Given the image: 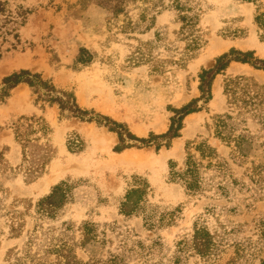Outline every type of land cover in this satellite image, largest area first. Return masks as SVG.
<instances>
[{"label": "rangeland", "instance_id": "obj_1", "mask_svg": "<svg viewBox=\"0 0 264 264\" xmlns=\"http://www.w3.org/2000/svg\"><path fill=\"white\" fill-rule=\"evenodd\" d=\"M160 1H164V5L169 4V0H136L127 8V16L112 18L109 17V11L94 1L83 7L79 0H20L25 6L33 8L34 12L19 28L20 43L12 47L10 43L15 40L10 37V42L3 45L0 81L12 72L29 69L41 73L44 79H50L58 89L72 91L80 107L127 124L137 137L146 138L151 132L164 133L173 115L171 109L199 97V73L202 67L213 66L215 58L231 48L252 50L256 56L264 59V41L260 40L261 32L254 24L256 6L253 3L200 0L203 9L201 29L207 44L195 58L184 66L165 64L161 71H154L151 63L135 64L131 61L135 48L142 42L153 40L156 31L163 32L164 44L178 47L179 50L173 52L175 57H179L177 52L186 45L176 33L180 24L176 21L174 11L163 9ZM260 3L264 6V0ZM129 22L135 24L136 29L123 31ZM81 47L93 54V60L76 70L73 65ZM164 49V46L157 48L155 55L165 58L167 52ZM211 51L214 53L211 54ZM237 75L252 76L264 84L263 70L248 64L232 63L225 72L216 76L209 103L203 105L200 111L185 117L180 137L174 139L170 147H162L159 151L150 146L116 152V133L95 122L63 117L56 105L36 103V95L28 85L15 87L5 101H0V154L5 159V172L0 173V182L6 189L5 193L0 192V197H4L6 211L10 215L12 211L19 215L22 227L16 237L11 232L8 216H0V264H8L7 252L21 248L28 232L32 230L36 201L50 193L59 181L67 178L72 181L81 178L88 180V183L78 187L79 196L70 206L68 217L78 221L91 217L96 222L117 221L121 225L133 227L142 237L151 236L144 231L140 218L127 220L118 213L119 200L132 184L134 175L142 176L149 182L150 202L161 206H183L182 218L177 227L162 232L167 243L173 245L177 234L191 231L199 215L208 220L210 227H214L219 220L233 221L242 225L237 238L241 239L243 246L248 251L259 249L256 256L238 257L237 264H262L264 241L260 239L259 224L264 222V172L260 176L251 175L254 167L264 169V129L261 130V125L251 119L248 121L252 134L257 136L256 142L263 143V146L256 147L255 154L243 163L230 161L237 177L245 182V188H249L237 195L238 204L241 205L239 214L227 215L222 212L221 207L230 204L223 199L191 197L184 193L179 184L169 181V161L182 165L187 141L208 139L223 157L229 159L231 147L214 138L211 126L213 116L227 110L225 79ZM200 104L203 103L200 101ZM33 115L45 117L53 128L49 139L40 141V144L47 143L55 151L42 175L40 157L43 152L35 148L33 157L25 156L11 129L13 120ZM75 135H79L85 144L83 151L77 153L68 149L69 139ZM125 151L129 152V156L127 161L122 162L120 158ZM163 154L168 155L162 164L159 161ZM71 156H83L87 165L80 170L67 172L47 192L41 193L39 188L42 179L52 174L53 162L65 164ZM94 188L107 203L97 206L91 216L88 212L94 204L89 199L96 193ZM207 205L217 206L216 213H205ZM234 251L233 247H228L219 263L225 264L235 255ZM188 264L205 262L195 255Z\"/></svg>", "mask_w": 264, "mask_h": 264}, {"label": "trees", "instance_id": "obj_2", "mask_svg": "<svg viewBox=\"0 0 264 264\" xmlns=\"http://www.w3.org/2000/svg\"><path fill=\"white\" fill-rule=\"evenodd\" d=\"M110 12L109 17L118 18L128 14V7L136 0H79L83 7L91 2ZM253 3L256 6L254 24L259 30L260 40L264 41V6L261 0H236ZM161 5L163 9L174 11L176 21L180 24L176 31L179 40L185 42L182 51L177 46L164 44L162 31L155 32L153 40L142 42L135 48L131 61L135 64L151 63L154 71H161L165 64L186 65L195 58L207 44L201 17L203 15L200 0H169L168 5ZM33 8L25 6L20 0H0V58L3 54L4 43L16 47L20 43L19 28L23 26ZM135 30L136 25L129 22L123 27ZM165 47V58L155 55L157 48ZM177 58V59H175ZM93 54L85 47L79 49L73 68L80 70L89 65ZM248 64L257 70L264 71V59L255 55V51H241L231 48L215 58L211 67H202L199 73V92L197 98L185 103L179 108H172L173 115L170 124L164 133L151 132L148 137H137L127 124L113 118L96 113L94 110L82 108L77 103L72 91L58 89L50 79H44L41 73L29 69H20L2 78L0 81V101H5L11 91L20 84H26L36 95V103L56 105L61 116L76 118L82 122H95L98 126L106 127L118 137V144L114 151L122 152L132 147L154 146L156 151L162 147H170L172 141L181 135L184 119L196 113L212 99L213 83L217 75L225 72L232 63ZM224 95L226 96L227 110L213 116L211 126L214 138L231 147L229 159L223 157L218 149L208 139L201 141H187L186 156L180 166L178 162L169 161V181L179 184L188 196H206L210 199H223L230 203L223 206L222 212L227 215H237L241 211L238 204V193L247 185L241 181L230 161L243 163L245 159L256 152V147L263 146L256 142L248 127L251 119L264 129V84L256 81L252 76H229L224 82ZM200 101L203 103L200 104ZM11 129L17 143L22 146L25 156H34L35 148L43 154L40 157L41 175L46 165L51 161L55 151L41 139H49L53 132L50 122L43 116H20L13 120ZM84 142L79 135L69 139L68 149L73 153L83 151ZM5 159L0 154V173L4 174ZM258 169V170H257ZM256 172V173H255ZM264 172L262 167H254L251 175L260 176ZM87 179L72 181L63 179L55 184L50 193L40 197L34 205V226L27 234L21 248L10 249L7 252L8 264H188L193 256H199L205 264H220V260L228 247L235 249L225 264H237L240 256H256L257 248L247 250L237 235L242 225L233 221H216L214 227L208 225V220L199 215L193 222L191 231L177 234L173 245L167 243L162 236L163 231H171L177 227L182 218L183 206H161L150 202L148 196L150 184L142 176L134 175L133 182L119 200L118 213L125 219L140 218L144 231L151 236L142 237L133 227L121 225L117 221L96 222L91 216L95 208L105 205L101 193L96 192L89 201L94 204L88 212L91 218L80 221L68 217L70 206L79 196L78 187L88 183ZM6 189L0 182V192ZM210 193V195H208ZM217 206L207 205L205 213L215 214ZM8 216L11 232L19 236L22 224L19 215L6 211L4 197H0V216ZM261 242L264 241V222L259 224ZM2 229L0 228V236ZM247 250V253H246ZM264 264V259L261 261Z\"/></svg>", "mask_w": 264, "mask_h": 264}, {"label": "bare ground", "instance_id": "obj_3", "mask_svg": "<svg viewBox=\"0 0 264 264\" xmlns=\"http://www.w3.org/2000/svg\"><path fill=\"white\" fill-rule=\"evenodd\" d=\"M212 52V51H211ZM210 53V51H209ZM212 52L211 54H213ZM210 54V55H211ZM123 157L120 158L122 162L127 161V158L129 156V152L125 151L123 152ZM168 154H163L160 158V163L163 164L165 157ZM87 165V162L82 157H75L71 156L67 159L65 164H60L59 162H53L52 164V174L50 176H47L42 179L41 185H40V192H47L52 184L57 183L67 172L69 171H77L81 168H84Z\"/></svg>", "mask_w": 264, "mask_h": 264}, {"label": "crops", "instance_id": "obj_4", "mask_svg": "<svg viewBox=\"0 0 264 264\" xmlns=\"http://www.w3.org/2000/svg\"><path fill=\"white\" fill-rule=\"evenodd\" d=\"M109 138V137H108ZM110 139V138H109Z\"/></svg>", "mask_w": 264, "mask_h": 264}]
</instances>
